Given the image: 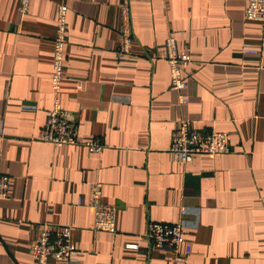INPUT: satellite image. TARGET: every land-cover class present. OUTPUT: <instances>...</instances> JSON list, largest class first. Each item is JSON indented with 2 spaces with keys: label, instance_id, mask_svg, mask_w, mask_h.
<instances>
[{
  "label": "crops",
  "instance_id": "obj_1",
  "mask_svg": "<svg viewBox=\"0 0 264 264\" xmlns=\"http://www.w3.org/2000/svg\"><path fill=\"white\" fill-rule=\"evenodd\" d=\"M61 1L30 0L22 13L20 0H0V173L12 185L0 199V264H36L31 246L45 223L72 225L82 264H264V21L245 17L248 0H131L135 38L124 60L121 0H65L59 96L100 152L37 139L54 106ZM170 33L192 51L185 103L168 62L154 57ZM184 118L229 133L231 151L174 161L171 137ZM97 182L117 206L115 232L94 228ZM182 207L192 210V250L178 261L143 233L151 220L180 221Z\"/></svg>",
  "mask_w": 264,
  "mask_h": 264
},
{
  "label": "built area",
  "instance_id": "obj_2",
  "mask_svg": "<svg viewBox=\"0 0 264 264\" xmlns=\"http://www.w3.org/2000/svg\"><path fill=\"white\" fill-rule=\"evenodd\" d=\"M20 3V11L26 13L30 6V0H20ZM69 9L65 0L61 1L57 8L52 72V90L55 100L53 109L37 139L51 142L56 147L66 144H82L86 145L90 151L100 152L104 145L99 139L80 138L79 125L63 108L59 96L62 82L65 79L64 65ZM120 11L122 25L117 55L120 60H124L132 55L135 38L131 0H121ZM245 17L249 20L264 21V0H248ZM243 50L247 55L262 53L260 49L256 48L246 47ZM154 57L168 62L171 87L179 93L180 103L187 102L188 97L184 93V89L187 87L185 71L193 61L191 47L186 44L180 45L174 34L170 33L164 47L157 49ZM21 107L30 111H35L38 108L37 105L28 103L22 104ZM169 151L174 161L187 164L193 161L196 154L217 155L230 152V135L223 131L199 129L192 120L184 118L172 133ZM11 187V176L5 172L0 173V199L10 196ZM102 196V184L94 183L90 188L88 199V205L95 212L94 228L115 232L117 230V206L104 201ZM78 203H82V200L79 199ZM180 211L184 217L180 221L168 223L151 220L147 223L143 233L156 248L172 250L178 261L187 257L192 250V242L188 238L191 224L185 218L192 210L189 207H182ZM195 211L199 212L198 209ZM72 229V225L45 223L39 231L37 240L31 246L36 264H49L52 259L64 261L66 264H82L80 249L73 240Z\"/></svg>",
  "mask_w": 264,
  "mask_h": 264
}]
</instances>
